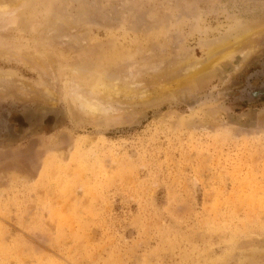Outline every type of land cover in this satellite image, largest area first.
<instances>
[{
  "label": "rangeland",
  "instance_id": "1",
  "mask_svg": "<svg viewBox=\"0 0 264 264\" xmlns=\"http://www.w3.org/2000/svg\"><path fill=\"white\" fill-rule=\"evenodd\" d=\"M23 3L0 264H264V0Z\"/></svg>",
  "mask_w": 264,
  "mask_h": 264
},
{
  "label": "clouds",
  "instance_id": "2",
  "mask_svg": "<svg viewBox=\"0 0 264 264\" xmlns=\"http://www.w3.org/2000/svg\"><path fill=\"white\" fill-rule=\"evenodd\" d=\"M23 0H0V28H15L20 20L21 13L24 11ZM99 86H94L93 90ZM80 101L81 95H77Z\"/></svg>",
  "mask_w": 264,
  "mask_h": 264
},
{
  "label": "water",
  "instance_id": "3",
  "mask_svg": "<svg viewBox=\"0 0 264 264\" xmlns=\"http://www.w3.org/2000/svg\"><path fill=\"white\" fill-rule=\"evenodd\" d=\"M34 111L30 110V111H26L23 114V121L26 125H28V128L34 127L38 122H42L44 116L37 114L38 116L34 115ZM32 117H34V119H32Z\"/></svg>",
  "mask_w": 264,
  "mask_h": 264
},
{
  "label": "bare ground",
  "instance_id": "4",
  "mask_svg": "<svg viewBox=\"0 0 264 264\" xmlns=\"http://www.w3.org/2000/svg\"><path fill=\"white\" fill-rule=\"evenodd\" d=\"M253 27V26H252ZM252 27L249 29L250 31H252L251 29H252ZM255 28H257V27H254V30H255ZM248 30V31H249ZM250 31L249 32H246L247 34H243V36H240L239 37V42L241 43V44H243V41H248V35H250V37H251V33H250ZM253 35V34H252ZM246 39V40H245ZM232 44V43H231ZM231 55V54H230ZM229 56V55H228ZM222 58H223V56H221ZM220 57V58H221ZM224 60V59H223ZM221 62V61H220ZM103 86V85H102ZM114 88V87H113ZM104 93H105V95L107 96L108 94H110L111 93V88H110V85H104ZM114 91H117L116 90V88H114ZM120 91V90H119ZM113 92V91H112ZM127 93V92H126ZM131 94V93H130ZM112 95V94H111ZM114 95V94H113ZM116 97V96H115ZM92 109H95V110H97V107H92Z\"/></svg>",
  "mask_w": 264,
  "mask_h": 264
}]
</instances>
